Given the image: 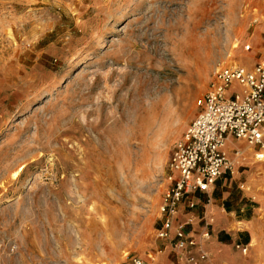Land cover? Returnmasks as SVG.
I'll list each match as a JSON object with an SVG mask.
<instances>
[{"label": "rangeland", "instance_id": "374dc122", "mask_svg": "<svg viewBox=\"0 0 264 264\" xmlns=\"http://www.w3.org/2000/svg\"><path fill=\"white\" fill-rule=\"evenodd\" d=\"M263 60L264 0H0V264H194L189 194L158 237L170 159L216 72Z\"/></svg>", "mask_w": 264, "mask_h": 264}, {"label": "built area", "instance_id": "2783aa9c", "mask_svg": "<svg viewBox=\"0 0 264 264\" xmlns=\"http://www.w3.org/2000/svg\"><path fill=\"white\" fill-rule=\"evenodd\" d=\"M216 78L218 83L207 93L201 112L177 141L170 159V167L177 176L163 197L162 227L158 233L161 239L171 240L176 226L174 215L185 195L209 192L222 175L233 173L236 160L225 151L230 139H241L254 146L256 160H264V60L252 68L225 66L216 72ZM235 155L240 157L241 150L235 149ZM173 236V249L183 253L189 262L197 264L209 258L204 247L210 238L207 225L194 234L180 224ZM237 247L243 253L248 251L246 245ZM194 248H199L197 254L192 252ZM133 261L147 264L137 257Z\"/></svg>", "mask_w": 264, "mask_h": 264}, {"label": "crops", "instance_id": "0c3cea01", "mask_svg": "<svg viewBox=\"0 0 264 264\" xmlns=\"http://www.w3.org/2000/svg\"><path fill=\"white\" fill-rule=\"evenodd\" d=\"M230 141L241 150V156L237 157L235 149L229 143L226 145L227 155L236 160L233 173L222 175L207 193L189 194L180 203L175 221L187 223V228L194 230L204 224V219L210 223L211 236L204 247L214 261L264 264V161L254 160L255 147L244 140ZM245 160L251 168L240 172ZM240 179L248 185L247 189L237 186ZM240 244L247 245L249 254L235 250ZM193 250L196 253L199 248Z\"/></svg>", "mask_w": 264, "mask_h": 264}, {"label": "bare ground", "instance_id": "6f19581e", "mask_svg": "<svg viewBox=\"0 0 264 264\" xmlns=\"http://www.w3.org/2000/svg\"><path fill=\"white\" fill-rule=\"evenodd\" d=\"M237 162H239V160H237Z\"/></svg>", "mask_w": 264, "mask_h": 264}]
</instances>
